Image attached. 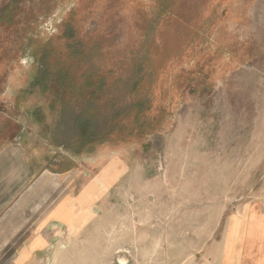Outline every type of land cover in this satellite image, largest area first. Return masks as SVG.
I'll return each instance as SVG.
<instances>
[{
    "label": "rangeland",
    "instance_id": "rangeland-1",
    "mask_svg": "<svg viewBox=\"0 0 264 264\" xmlns=\"http://www.w3.org/2000/svg\"><path fill=\"white\" fill-rule=\"evenodd\" d=\"M11 1V19L0 18V114L37 123L87 165L118 168L96 215L37 264L210 260L226 219L264 206V0H0V10ZM71 13L91 64L75 74L101 73L112 89L91 111L107 135L90 145L75 127L88 105L73 106L31 55L51 41L58 58ZM138 102L144 136L130 140L115 119L137 117Z\"/></svg>",
    "mask_w": 264,
    "mask_h": 264
},
{
    "label": "crops",
    "instance_id": "crops-1",
    "mask_svg": "<svg viewBox=\"0 0 264 264\" xmlns=\"http://www.w3.org/2000/svg\"><path fill=\"white\" fill-rule=\"evenodd\" d=\"M30 123L0 114V264H37L117 183L114 163L87 165ZM214 251L201 264H264V206L229 216Z\"/></svg>",
    "mask_w": 264,
    "mask_h": 264
},
{
    "label": "trees",
    "instance_id": "trees-1",
    "mask_svg": "<svg viewBox=\"0 0 264 264\" xmlns=\"http://www.w3.org/2000/svg\"><path fill=\"white\" fill-rule=\"evenodd\" d=\"M15 5L16 2L11 1L9 6L1 9L0 18L9 21L13 15ZM74 17V14L71 13L59 28L60 31L57 35V41L61 43V49H58V51L61 52L57 55L58 58L55 57V52L51 49L54 47H51L52 42L48 40V42L46 41L47 43L41 45L37 50L36 48L33 49L31 55L35 58V64H37L38 68L40 67L44 71L43 77L46 78L47 76L54 86L64 89L65 92L68 93L66 96L71 99L73 106L80 107L88 105L87 113L89 115L87 120L77 118L75 127L77 131L81 133V142L84 141L87 145H90L96 143L98 140L104 141L107 135V133H104V135L101 136L95 132V121L92 118L94 114H92L91 111L105 99L106 94L112 89H110L111 86L107 84L105 76L101 73L95 74L91 72L90 76L85 79L84 82L75 74L77 68L79 69L81 66H85L87 70H89L91 64H89L90 62L85 58L88 52L82 51L78 42L76 40L74 41L76 38L75 34L77 33L73 20ZM36 43L39 44L38 42ZM134 108L138 116L132 120H130L129 116H123L122 114L116 115L115 119L116 123H118L117 125L123 123V126L120 125L116 129L122 128L125 125V127H128L130 132L134 134V136L132 134L130 140H138L140 139L139 137H143V129H145V125L142 126V124H140L141 122L144 123L143 120H140L141 117H143L145 105H143L142 102H138L134 105ZM129 125H132V129L129 128Z\"/></svg>",
    "mask_w": 264,
    "mask_h": 264
}]
</instances>
